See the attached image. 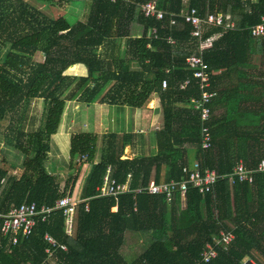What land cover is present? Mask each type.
Returning a JSON list of instances; mask_svg holds the SVG:
<instances>
[{
	"label": "trees",
	"instance_id": "1",
	"mask_svg": "<svg viewBox=\"0 0 264 264\" xmlns=\"http://www.w3.org/2000/svg\"><path fill=\"white\" fill-rule=\"evenodd\" d=\"M39 1L59 5L91 2V12L86 22L72 25L69 19L49 18L22 0H0V39L4 44L11 43L7 59L0 65V128L10 114L16 113L18 126L12 127V133L17 135L16 145L27 153L21 178L0 163V214L24 203L53 207L58 199L73 196L80 177L69 178L60 192L56 176L45 164L52 137L59 133L68 102L73 99L87 105L97 102L144 109L156 93L163 128L155 132L157 154L136 159H122L125 149L135 145L134 133H107L99 161H95L98 135H74L70 165L90 166L81 198L90 199L89 211L87 202H83L74 235L65 232L61 211L52 212L46 221L37 217L33 234L18 243L4 237L0 230V264H249V259L264 264V172H255L252 184H231L228 179L240 160L251 170H257L264 160V115L230 136L233 145L238 143L230 159V151L222 148H229L232 142L216 141L220 133L212 129V117L203 121L201 113L195 111L194 99L202 90L187 60L198 44L191 34L194 27L182 18L188 6L196 7L203 17L208 12L231 14L235 22L236 29L225 32L204 51L210 77L208 90L218 92L209 107L221 97L236 98L241 103L253 98L264 102V37H254L251 32L262 23L264 0H156L158 8L169 13L163 19L144 15L141 6L149 0ZM173 14L177 26L171 24ZM134 23L143 27L140 37L129 34ZM221 31L211 28L204 38ZM123 38H128L130 57L115 59L113 54L101 53L100 48ZM170 38L177 43L171 44ZM39 52L44 54L43 62L34 61ZM135 61L140 69L132 67ZM79 65L86 68V75H65L67 70L76 72ZM233 74L246 83L229 86ZM190 78L191 83L182 88L181 82ZM164 79L169 81L168 88L162 86ZM36 98L43 99L46 106L45 125L30 134L29 146L22 148L24 116L18 115V110ZM12 116L14 119L16 115ZM9 137L12 140L14 136ZM206 137L210 138L211 149L203 148ZM193 146L194 150L189 148ZM29 150L34 157L28 158ZM194 161L201 164L202 171L215 169L225 178L211 192L202 193L191 186L185 208L180 195L171 203L165 195L135 192L151 180L183 181L185 169L195 165ZM108 174L118 182L130 180L132 191L96 197L97 187L103 185ZM130 228L153 235V242L132 261L121 252ZM221 228L235 233L227 249L214 241ZM46 233L67 249L52 246L54 251L49 255ZM209 242L215 244L219 254L205 262L202 253Z\"/></svg>",
	"mask_w": 264,
	"mask_h": 264
},
{
	"label": "rangeland",
	"instance_id": "2",
	"mask_svg": "<svg viewBox=\"0 0 264 264\" xmlns=\"http://www.w3.org/2000/svg\"><path fill=\"white\" fill-rule=\"evenodd\" d=\"M22 1L26 2L30 7L38 9V11L42 12V14L49 18L63 16L66 19H69L72 25L78 21L86 22L91 12V2H86L79 5H73V3L70 2L64 3V5H59L58 3H47L39 0ZM129 34L134 38L140 37L143 34V27L134 23L130 26ZM127 39L128 38H123L118 40L117 43H114L111 46L106 45L100 48V51L102 54L108 52L111 56L114 55L115 59L130 57L131 55L128 52ZM10 50L11 43L4 44L0 39V65L5 62ZM34 61L43 62L44 54L42 52L37 53L36 56H34ZM76 67H78L76 68V72L67 70L65 75L80 76L86 74L87 70L85 67L84 70L79 66ZM132 67L140 69V64L137 61L132 62ZM125 110H130V112H127V116H129L127 120H129L130 124H132L131 126H133V123L136 122L134 119L137 116L142 118L144 123L147 122V124L150 123V121H147L144 116L151 115L150 117H153L154 121L158 122H160L162 119V111L158 110V107L153 104V101L147 104L145 109H138L140 112L136 113L134 111L135 109L129 106H106L97 102L87 105L80 101H76V99L68 102L60 132L56 136L52 137L51 151H49L47 153V157H45L47 170L56 176L57 181L60 184V192L64 191V186L69 178L79 176V181L74 186V194L79 196L82 195L84 185L86 184V177L88 174L87 172L90 169L89 164L83 168L80 164H76L75 166L70 165L69 155L70 141L72 137L76 134L88 132L97 134L98 148L96 156L97 158L95 161H99L104 149L106 134L109 132L107 124H109L111 128L124 124L126 127L130 126L127 124ZM18 113V115L24 116L23 122L21 124V131L24 133V136L20 137V140L22 141V148H27L29 146V135L44 128L46 106L43 99L36 98L33 99V102L30 103L28 107L19 109ZM12 115H16L14 116V119ZM142 123L143 122H141V124ZM17 126V114L13 113L10 114L8 119L0 128V163L3 162L4 165L10 170H12V167L14 166V172L21 176L25 171L24 159L27 158V153L23 151L21 147L16 145L18 140L15 136L17 135H13L12 129L16 128ZM149 130L150 133H152L154 131V126H151L148 129L145 128L142 132H137L140 135L139 142L144 143V135L148 136L145 132H149ZM9 134L14 136L12 140L10 139ZM151 135L153 136V134ZM153 137L152 139L149 138L152 146L155 144V142H153L155 141ZM135 153L136 152L134 150H131V147H128L125 149L122 159H133L135 157ZM34 155L35 153L29 150L28 158H32ZM55 158L59 161V167L56 164L53 165ZM9 162L11 164H9ZM11 174H13V172H11ZM68 192L70 191L67 190L66 193L68 194ZM182 207L185 208V204L182 205ZM203 209L204 213L206 214L205 204ZM151 242H153L152 233L136 231L130 228L125 233L121 252L129 261H132L137 256H139L151 244ZM49 257L52 258V256Z\"/></svg>",
	"mask_w": 264,
	"mask_h": 264
},
{
	"label": "built area",
	"instance_id": "3",
	"mask_svg": "<svg viewBox=\"0 0 264 264\" xmlns=\"http://www.w3.org/2000/svg\"><path fill=\"white\" fill-rule=\"evenodd\" d=\"M142 12L146 17H156L157 19H163L168 12L162 11L158 8L156 0H149L141 6ZM172 26L178 25V20L173 18ZM182 18L194 27L192 38L197 40V49L188 57V66L190 70L194 71L195 77L199 80L202 94L199 98L194 99L195 111H199L203 121H208L212 117L209 104L214 97L218 95L217 90H208L210 87L208 65L204 58V51L206 47L213 45L215 41L220 39L227 31L236 29L235 22L232 20L231 14L222 13H206V15L200 16L196 7L186 6L182 11ZM211 28L222 29L221 32L214 33L207 38H204L205 32ZM155 32V30H154ZM252 36L264 37V17H262V23L258 26L251 28ZM170 43L175 45L177 42L170 38ZM191 83V78L185 82H181V87L186 88ZM163 88H168L169 81L164 79L162 82ZM203 148L211 149L210 138L206 137V141L203 144ZM110 171V170H109ZM186 178L183 181L171 180L160 183H150L148 186H141L136 188L135 192L141 193L144 191L149 192L152 195H165L169 202L173 203L176 200V196L182 197V205L187 206L188 193L190 187L194 186L200 188L202 193L211 192L214 190L215 184L225 177L220 175L215 169H207L202 171L201 164L199 162L191 168L185 169ZM255 172H264V160L260 163L257 170H251L246 167L244 162L240 161L234 167L231 174L228 175V179L231 184H235L237 181L240 183H253V174ZM5 179L3 180V182ZM130 180L126 182H118L115 178L110 177L108 174L105 177L104 183L97 187L96 197H111L119 194H125L132 191L130 186ZM89 200H79L73 196H65L58 199L53 207L38 205L33 203H24L21 206H12L10 211L6 214H0V230L4 237H9L14 243H18L22 238H28L33 234L34 227L36 226V219L42 216L43 221L48 220L49 214L56 211H61L65 219V232L68 235H74L76 228H78V214L80 205L83 202H87V210L89 211ZM235 238V233L231 229L221 228L217 236H215V243L217 245H223L227 249ZM44 239L48 242L46 252L52 255L53 248L67 249V246L60 243L49 233L44 235ZM53 246V248H52ZM219 251L215 247V244L209 242L204 248L202 253L203 261L210 262L216 258ZM249 264H259L257 260L249 259ZM29 264V263H27Z\"/></svg>",
	"mask_w": 264,
	"mask_h": 264
},
{
	"label": "crops",
	"instance_id": "4",
	"mask_svg": "<svg viewBox=\"0 0 264 264\" xmlns=\"http://www.w3.org/2000/svg\"><path fill=\"white\" fill-rule=\"evenodd\" d=\"M257 58L260 60L259 56H257ZM79 67L83 68V70H84V66L79 65ZM86 74H87V72H86ZM242 82L246 83V81L244 79L239 80L238 76L233 74L232 83H227V84L229 86H234V85L238 86ZM247 92L249 93V91H245L244 94L249 95ZM234 94L237 96V95H239V92L236 91V92H234ZM255 95H258V92L255 93ZM260 96L261 95H258V97H260ZM151 101H153L154 102L153 104L156 107H158V110L162 111L161 103H160V97L158 94L155 93L154 96L150 99V102ZM134 109H135L134 110L135 113L140 112V110H138L137 108H134ZM210 109L212 110V121H213L212 129H214V130L216 129L215 131L220 133V134H218L216 132V134L219 135V137L216 138V141L224 142V141H227V139H228L229 141L232 142V144H231V146H229V148H222L223 151H225V152L230 151L229 152L230 153L229 158L232 159V157L234 156L233 152L236 150V146L238 143L233 145L234 138H230V136L232 134L238 133V131L241 130V126H243V128L246 129L247 124L250 123L252 121V119L255 120V118H259V117L263 116L264 115V102L258 101V99L253 98V99H249V101H246V103H241L236 98L233 99L230 97H227V98L221 97V98H217L216 101L214 103H212V107ZM141 110H143V109H141ZM127 112H130V110H125L126 120L129 117V116H127L128 115ZM150 116L151 115L144 116V118H146L147 121H150V123H148V124H147V122L144 123V120L142 118H139L138 116L134 119L136 122L133 123V126H131L132 124H130L129 120H127L128 126L130 125L129 127H126L124 124V125H118V126L111 128V126L109 124H107L108 128H109L108 133H110V132L111 133H117V134L134 133V134H136V136L138 135L136 138V141H135V145L134 146H128V147H131L132 151L134 150L136 152L135 157L133 159L143 158V157H147V156H153V155L157 154L158 149H157V143L155 140V132L163 128V114H162V119L160 120V122L154 121L153 117H150ZM141 122H143V123L141 124ZM151 126L152 127L154 126V131L152 133H150V130H149V132L148 131L145 132V133H147L148 136L144 135V143L139 142V138H140L139 136L140 135L137 132H142L145 128L148 129ZM151 134H153L154 137ZM152 137L155 140V141H153V142H155L154 146H152L151 142L149 141V138L152 139ZM189 148H191L193 150L195 149L194 146L189 147ZM216 150H218L217 147L213 151L216 152ZM195 162L196 161H194L192 163H195ZM9 164H11V163L9 162ZM55 164L58 165V167H59V161L56 158L53 162V165H55ZM193 166L194 165H192V167ZM11 172H13V174L17 175L19 178L22 177V175L19 176L18 173L14 172V166L12 167V170H10V174H11ZM6 182H7V178L5 179L4 183H6ZM152 182H153V180H151L150 183H152ZM163 182H165V181H163ZM129 183L131 184V182H129ZM0 194H1V192H0ZM83 196H84V190L82 191V195H80V196L74 194V197L78 198L79 200H81V198ZM76 221H78V223H79V214H78V219H76ZM259 256L262 257V255H259Z\"/></svg>",
	"mask_w": 264,
	"mask_h": 264
},
{
	"label": "clouds",
	"instance_id": "5",
	"mask_svg": "<svg viewBox=\"0 0 264 264\" xmlns=\"http://www.w3.org/2000/svg\"><path fill=\"white\" fill-rule=\"evenodd\" d=\"M70 196V195H69ZM73 197H74V195H73Z\"/></svg>",
	"mask_w": 264,
	"mask_h": 264
}]
</instances>
